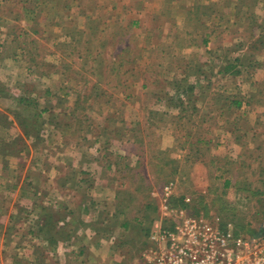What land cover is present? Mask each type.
Returning a JSON list of instances; mask_svg holds the SVG:
<instances>
[{
    "label": "rangeland",
    "instance_id": "obj_1",
    "mask_svg": "<svg viewBox=\"0 0 264 264\" xmlns=\"http://www.w3.org/2000/svg\"><path fill=\"white\" fill-rule=\"evenodd\" d=\"M0 15V264H147L153 227L183 216L258 233L264 0H0ZM80 218L101 232L82 239Z\"/></svg>",
    "mask_w": 264,
    "mask_h": 264
},
{
    "label": "built area",
    "instance_id": "obj_2",
    "mask_svg": "<svg viewBox=\"0 0 264 264\" xmlns=\"http://www.w3.org/2000/svg\"><path fill=\"white\" fill-rule=\"evenodd\" d=\"M170 185L163 187L161 205L167 211ZM153 246L144 252L147 264H264V222L258 233L235 232L218 217L183 216L174 227L156 225Z\"/></svg>",
    "mask_w": 264,
    "mask_h": 264
},
{
    "label": "crops",
    "instance_id": "obj_3",
    "mask_svg": "<svg viewBox=\"0 0 264 264\" xmlns=\"http://www.w3.org/2000/svg\"><path fill=\"white\" fill-rule=\"evenodd\" d=\"M0 19H1V15H0ZM0 24H1V21H0ZM0 32L2 33V38L0 39V42L1 41H6L7 42V44L6 43H4L5 45H8V43L11 41V40H9L8 38H6V37H8V34L6 33V30H4V28L0 25ZM3 31H5V32H3ZM4 36V37H3ZM2 43V45L4 46V44ZM24 56H22L21 54L20 55H18V52H17V50H15L14 49V51L13 52H11V54L9 55V57H5V59L7 60H10V61H12V62H14L15 61V59H20V60H24V58H23ZM25 70H27L28 72H30L31 74H32V71H33V69L31 68V66H30V63L26 66V69ZM35 72V71H34ZM120 158H121V154H120ZM86 171V170H85ZM86 173H89V172H87L86 171ZM90 174V173H89ZM84 179V180H83ZM83 179H78V180H74L75 182H73L72 183V185H71V187L73 188V187H76V185L77 184H80L81 182H85V178H83ZM89 179L91 180V181H89V182H91L93 185H94V187H98V189H104V190H106V188H107V185H105L104 186V184H103V182H102V180H99V179H93V178H90L89 177ZM87 181V180H86ZM49 182V181H48ZM83 182V183H84ZM31 183H33V182H31ZM54 183V185L56 184L57 186H59L61 189H62V193H64V187H67V186H65L64 185V181L61 183V182H59V183H57V182H53ZM82 183V184H83ZM100 183L103 185V186H101V187H103V188H101L100 187ZM119 184L120 185H124L125 184V182L123 181V180H120V182H119ZM55 185V186H56ZM54 187V186H53ZM68 187L70 188V186L68 185ZM56 188V187H55ZM120 191L118 190V192H117V194H116V197L118 198L119 196L124 200V196H123V194H121L120 195ZM87 197L88 196H84V200L86 201L87 200ZM84 200L83 199H81L80 200V202H84ZM87 202V201H86ZM82 207H84V209H85V206L83 205ZM79 212H77L76 211V214H78ZM80 215V214H79ZM81 219H83V218H80V220ZM220 220V224H221V226H223V227H225L226 226V222L221 218V219H219ZM83 223H85L86 224V228H85V230H83V235L84 236H82V239H84V237L85 238H87V240H89L90 238H92V236H94L95 237V234H96V232H101V229H100V227H96L95 226V221H94V223L93 222H87V221H85L84 222V219L81 221V224H83ZM231 223V222H230ZM125 224V223H124ZM123 224V225H124ZM232 224V223H231ZM233 225V224H232ZM233 228H234V230H235V232H238L237 231V229H236V227L233 225ZM250 232V231H249ZM248 232V233H249ZM238 233H243V232H241L240 230H239V232ZM244 234V233H243ZM256 234V232H254V233H251V235H255ZM78 235V234H77ZM77 235L74 237L73 236V238H76L77 237ZM248 235V234H247ZM77 239H79V238H77ZM99 244V243H98ZM66 245H68L67 243H66ZM151 246H153V243L151 242ZM47 247V244L45 243L44 245H43V250H45L46 251V248ZM85 248V249H84ZM84 248H80V247H78V248H74L73 249V252L74 253H78V255L80 256V255H82V254H84L85 253V250L86 249H88V247L86 248V247H84ZM87 253H89V251L87 250ZM104 258V257H103ZM142 259H144V257H142ZM74 260H77V258H75ZM74 260H72V261H74ZM108 258H105L104 259V263L105 264H107V262H108ZM36 261V259L35 258H32L31 257V255L30 256H28L27 257V260H26V258L24 259V262H26V264H34V263H36L35 262ZM71 261V264H73V262ZM83 262H85V260L83 261ZM127 263V262H126Z\"/></svg>",
    "mask_w": 264,
    "mask_h": 264
},
{
    "label": "trees",
    "instance_id": "obj_4",
    "mask_svg": "<svg viewBox=\"0 0 264 264\" xmlns=\"http://www.w3.org/2000/svg\"><path fill=\"white\" fill-rule=\"evenodd\" d=\"M21 47V46H20ZM25 55V54H24ZM236 67V64H229V65H227V66H225L224 67V71H228V70H231L232 71V69L233 68H235ZM236 71H238V70H236ZM47 93H48V91H47ZM19 101L21 102L22 101V99H19ZM240 104V102H238V104L237 105H239ZM46 109V108H45ZM35 113L34 112H32V114H31V116H33ZM36 115H38V116H40L41 115V112H38V114L36 113ZM26 119H24V120H22L21 121V124H22V126L24 127L23 129H24V132H25V135H27V136H30V132H31V130H28V126H29V123L28 122H26L25 121ZM39 129V128H38ZM181 200H182V197H181ZM237 229V231L239 232V230L240 229H238V228H236Z\"/></svg>",
    "mask_w": 264,
    "mask_h": 264
}]
</instances>
